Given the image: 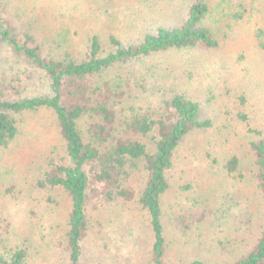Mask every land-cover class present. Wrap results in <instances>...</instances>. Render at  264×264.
Returning <instances> with one entry per match:
<instances>
[{
    "label": "rangeland",
    "instance_id": "374dc122",
    "mask_svg": "<svg viewBox=\"0 0 264 264\" xmlns=\"http://www.w3.org/2000/svg\"><path fill=\"white\" fill-rule=\"evenodd\" d=\"M195 1L1 0V12L12 34L32 35L47 58L63 48L84 57L93 36L105 57L114 49L109 37L135 46L159 27L180 26ZM202 1L211 11L204 24L216 48L170 50L101 75L122 116L132 108L165 120L172 115L166 102L179 94L198 105L200 121L211 122L183 138L166 172L169 189L160 202L166 264H232L252 251L264 228L252 148L264 136V48L256 37L262 30L264 41V3ZM242 1L247 11L234 18ZM49 95L46 76L0 43V101ZM14 117L18 134L0 148V256L8 260L24 248L25 264H67L70 199L60 188L40 186L55 164L68 163L56 118L45 109ZM233 155L239 170L229 176L224 166ZM143 182L134 183L130 202H104L100 185H92L79 264H152L150 218L138 202Z\"/></svg>",
    "mask_w": 264,
    "mask_h": 264
},
{
    "label": "trees",
    "instance_id": "16d2710c",
    "mask_svg": "<svg viewBox=\"0 0 264 264\" xmlns=\"http://www.w3.org/2000/svg\"><path fill=\"white\" fill-rule=\"evenodd\" d=\"M242 2L239 9L243 12L236 11L234 18H241L247 11ZM1 11L0 0V43L11 47L14 54L46 76L50 95L0 101V148L7 147L18 134L16 114L40 109L52 111L68 163L55 164L40 186L60 188L70 199L65 234L67 264L80 263L81 242L87 230L85 205L92 185H100L104 202H130L136 197L134 183L141 184L143 180L138 202L150 218L152 264H166L160 207L161 198L169 189L166 172L171 169L183 138L192 130L209 128L211 122L200 121L198 105L179 94L166 102L172 115L165 120H153L148 114L134 113L132 108L129 117L122 116L112 103L115 90L106 87L107 83L101 85V75L115 65L170 50L216 48L218 42L204 24L211 12L209 6L196 0L180 26L159 27L135 46L123 47L111 36L108 41L114 49L105 57L100 56L99 40L93 36L84 57L63 48L59 56L47 54L50 56L47 58L32 35L25 33L18 40L12 34ZM256 37L264 48L262 30L257 31ZM240 119L246 120L244 116ZM149 137L152 150L146 145ZM252 148L258 167L256 182L264 198V136ZM224 170L229 176L238 172L236 155L226 161ZM26 257V249L18 248L8 260L0 256V264H25ZM187 264L205 263L194 260ZM232 264H264V228L252 251Z\"/></svg>",
    "mask_w": 264,
    "mask_h": 264
}]
</instances>
